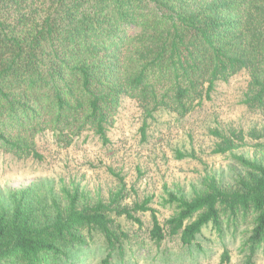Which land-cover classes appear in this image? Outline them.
I'll return each mask as SVG.
<instances>
[{"label":"trees","instance_id":"16d2710c","mask_svg":"<svg viewBox=\"0 0 264 264\" xmlns=\"http://www.w3.org/2000/svg\"><path fill=\"white\" fill-rule=\"evenodd\" d=\"M242 71V104L264 117V0H0V153L41 161L45 133L65 148L85 133L107 145L122 99L144 119L185 117ZM211 135L213 155L244 148L246 137L253 154L233 156L240 172L231 183L206 175L190 196L165 186L171 213L162 222L150 198L124 203L118 175L107 200L78 187L44 199L13 190L0 203V264H77L97 237L105 263L123 262L130 233L117 218L142 229L143 213L156 246L191 247L211 227L240 234L251 259L264 245V126Z\"/></svg>","mask_w":264,"mask_h":264},{"label":"rangeland","instance_id":"374dc122","mask_svg":"<svg viewBox=\"0 0 264 264\" xmlns=\"http://www.w3.org/2000/svg\"><path fill=\"white\" fill-rule=\"evenodd\" d=\"M248 76L242 71L227 84L216 86L209 100H204L185 117L159 111L144 119L136 103L128 98L120 102L113 124L108 128L109 143L102 145L91 133L76 138L69 147L58 145L50 133L37 138L42 160L16 159L0 153V203L9 205L13 190L28 188L38 198H48L62 187H78L87 198L107 200L122 177L128 190L127 205L150 198L162 222L170 213L164 200V187L190 196L203 177L213 175L231 183L240 170L233 156H252L254 141L246 137V146L222 156L211 153L217 139L211 131H229L264 126V117L242 104ZM142 229L124 218L117 222L130 233L124 244L123 262L110 259L97 249L95 238L91 249L78 256L77 264H264V245L251 259L241 248L242 236L227 233L219 237L211 227L202 230L191 247L177 240L154 245L144 231L149 213L138 214ZM228 261L222 262L224 252Z\"/></svg>","mask_w":264,"mask_h":264}]
</instances>
